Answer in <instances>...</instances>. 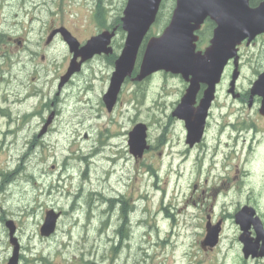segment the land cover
<instances>
[{"label":"rangeland","instance_id":"obj_1","mask_svg":"<svg viewBox=\"0 0 264 264\" xmlns=\"http://www.w3.org/2000/svg\"><path fill=\"white\" fill-rule=\"evenodd\" d=\"M125 2L101 0L100 23L93 0H0V264L12 251L7 221L15 228L19 264H244L233 215L249 203L264 224V140L258 158L244 165L236 152L211 171L198 151L186 152L181 125L170 118L183 92L178 75L161 72L141 84L127 78L106 111L101 97L124 42ZM171 5L163 0L148 36L161 33ZM60 24L81 40L95 30L118 31L113 54L88 61L58 94L71 54L60 38L46 39ZM252 51L263 60L264 39ZM250 73L242 68L240 86ZM221 87L219 99L229 102ZM136 123L146 125L149 145L138 159L127 145ZM194 184L197 193L211 194L201 196L204 205L197 196L187 200ZM121 206L133 213L124 216ZM49 209L60 217L44 238L39 227ZM206 214L222 220L211 251L200 247Z\"/></svg>","mask_w":264,"mask_h":264},{"label":"water","instance_id":"obj_2","mask_svg":"<svg viewBox=\"0 0 264 264\" xmlns=\"http://www.w3.org/2000/svg\"><path fill=\"white\" fill-rule=\"evenodd\" d=\"M162 0H127L121 28L126 33L124 45L119 57L115 60V70L111 75L109 88L102 100L108 111L113 107L120 86L127 76H130L134 67L136 55L141 42L149 27L155 21L159 5ZM250 0H175L168 25L159 37L149 38L144 46L139 71L133 80L141 81L153 72L163 70L181 76L190 75L189 87L186 94L181 98L172 115L182 117L184 115H197L199 118L198 135L189 132V142L199 134L203 125V119L207 114L210 102L213 99L214 85L218 82L220 72L226 61L236 54V45L247 38L248 42L258 34H264V0L252 7ZM206 18L215 24L210 45L204 55L195 51V42L198 37L195 34ZM60 32L63 39L68 43L73 58L70 61L67 72L61 77L58 89L69 79L71 74L78 71L83 61L91 58L94 54H110L108 47L114 35L103 32L89 39L84 46L79 48L77 41L63 28L53 32ZM80 56L81 60L76 62ZM237 77V72L234 78ZM199 83H204L207 88L196 109L192 108L195 94ZM253 94H259L262 99L260 112L264 114V74L260 75L253 85ZM52 115L45 123L42 133L51 122ZM145 126L136 125L129 133V151L134 156H141L145 144ZM59 214L53 211L46 212L43 225L40 227L42 236H49L55 228V222ZM235 222L242 231L239 240L243 244V253L247 257L250 253L248 229L252 225L256 233L255 241L261 240L264 245V230L258 217H254L251 208L243 207L235 214ZM13 244L12 257L8 264H17L18 245L12 238L14 228L11 222L6 223ZM204 245L214 246L217 242L220 224L207 228ZM264 257V247L261 249Z\"/></svg>","mask_w":264,"mask_h":264},{"label":"flooded vegetation","instance_id":"obj_3","mask_svg":"<svg viewBox=\"0 0 264 264\" xmlns=\"http://www.w3.org/2000/svg\"><path fill=\"white\" fill-rule=\"evenodd\" d=\"M50 1L64 2L65 0ZM93 3L97 6L101 3V0H93ZM21 4L22 2H20V5ZM259 38L264 37H257L249 45H246V42H243L239 47L240 67L242 68L244 64H249L250 68L247 65L246 66L251 71V75L247 79L245 86H239L238 83L235 85V91L239 94L235 99H232L227 91L234 70L233 60L228 61L225 66L221 80L216 87L215 99L211 103L208 115L205 116L202 138L199 142H195L192 146H189L187 143L189 129H193L194 132L198 131L199 118L195 117L190 121L186 118L178 120L170 115L171 119L177 121L181 125L182 139L186 151H198L199 157L202 156L198 161L207 159L212 166H216V163H222L223 166H227L229 160L235 159V151L240 141L246 143V150L251 159H254L257 156V150L260 148L262 141L264 140V115L259 114L261 98L252 96L250 88L257 76L264 71V59H261L260 54H256L257 51H252L259 41ZM242 47H247L245 52L241 50ZM220 86H222L221 88H224V93L229 99V102L221 101L219 99ZM185 88L186 85L184 84V90ZM203 90L204 86L201 85L196 97V102H198L202 96ZM237 106L245 109V112H242L241 109H236ZM239 111L240 113L237 115L236 113ZM258 134H260L262 138L258 139ZM225 149H228V152L223 154L221 161L219 162V157L222 154L221 151ZM196 189L197 186H193V191L189 197H192L195 194ZM203 193L204 191H200L197 194L200 195Z\"/></svg>","mask_w":264,"mask_h":264},{"label":"trees","instance_id":"obj_4","mask_svg":"<svg viewBox=\"0 0 264 264\" xmlns=\"http://www.w3.org/2000/svg\"><path fill=\"white\" fill-rule=\"evenodd\" d=\"M257 0H251V4H254ZM100 16V14L98 13V17Z\"/></svg>","mask_w":264,"mask_h":264}]
</instances>
